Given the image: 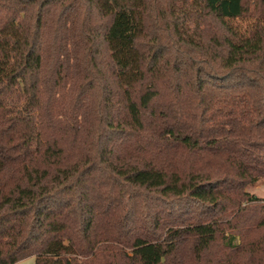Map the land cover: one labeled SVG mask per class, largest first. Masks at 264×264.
<instances>
[{"label": "trees", "instance_id": "trees-1", "mask_svg": "<svg viewBox=\"0 0 264 264\" xmlns=\"http://www.w3.org/2000/svg\"><path fill=\"white\" fill-rule=\"evenodd\" d=\"M262 182L264 0H0V264H264Z\"/></svg>", "mask_w": 264, "mask_h": 264}, {"label": "rangeland", "instance_id": "rangeland-1", "mask_svg": "<svg viewBox=\"0 0 264 264\" xmlns=\"http://www.w3.org/2000/svg\"><path fill=\"white\" fill-rule=\"evenodd\" d=\"M249 192L259 198H264V182L258 184L253 188H249ZM16 264H34V257L26 258Z\"/></svg>", "mask_w": 264, "mask_h": 264}]
</instances>
